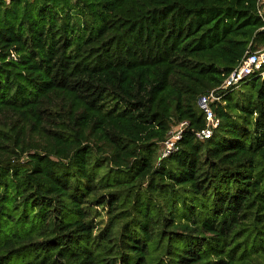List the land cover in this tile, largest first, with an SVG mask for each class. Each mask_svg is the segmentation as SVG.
I'll return each instance as SVG.
<instances>
[{"label":"trees","instance_id":"obj_1","mask_svg":"<svg viewBox=\"0 0 264 264\" xmlns=\"http://www.w3.org/2000/svg\"><path fill=\"white\" fill-rule=\"evenodd\" d=\"M263 25L257 0H0V264H264V75L195 136Z\"/></svg>","mask_w":264,"mask_h":264},{"label":"built area","instance_id":"obj_2","mask_svg":"<svg viewBox=\"0 0 264 264\" xmlns=\"http://www.w3.org/2000/svg\"><path fill=\"white\" fill-rule=\"evenodd\" d=\"M8 1V0H4ZM257 11L262 16L264 14V0H257ZM264 25L262 26V28ZM264 47L255 51L247 52L242 59L234 66V68L223 78L221 84L209 92L201 95L198 99V105L204 112L205 125L195 131V136L204 140L211 137L213 130L219 125V119L215 116L211 103L219 100L221 91L234 86L238 87L244 81L249 79L253 74L264 75ZM187 121H181L174 124L161 141L159 154L160 158L167 156L175 150L176 142L182 137L183 130L187 127Z\"/></svg>","mask_w":264,"mask_h":264},{"label":"water","instance_id":"obj_3","mask_svg":"<svg viewBox=\"0 0 264 264\" xmlns=\"http://www.w3.org/2000/svg\"><path fill=\"white\" fill-rule=\"evenodd\" d=\"M261 31H264V27L261 29Z\"/></svg>","mask_w":264,"mask_h":264}]
</instances>
